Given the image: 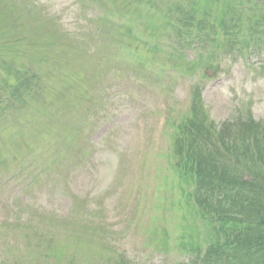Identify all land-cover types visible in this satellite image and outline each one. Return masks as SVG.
Returning a JSON list of instances; mask_svg holds the SVG:
<instances>
[{
	"label": "rangeland",
	"instance_id": "374dc122",
	"mask_svg": "<svg viewBox=\"0 0 264 264\" xmlns=\"http://www.w3.org/2000/svg\"><path fill=\"white\" fill-rule=\"evenodd\" d=\"M18 1L13 26L15 31H21L18 36L23 37L24 46L31 48L37 41L39 45L34 50H55L60 48L62 41L60 22L68 24V28L86 26L83 33L90 31L101 44L111 45L110 58L99 55L100 50L102 53L108 51L107 47H102L92 66L103 72L110 69V74L119 76L124 83L107 90L110 97L102 103L105 109L101 116L97 97L83 102L82 96L75 92L49 88L46 95L50 107L38 104L27 114L19 112L12 119L27 134H30L29 125H36V136L30 139L31 147L0 146V158L6 160V164L0 163V177L11 176V169L15 167L26 171L20 185L3 181L1 194L5 192V197H0V244L10 246L0 249V264H54L53 249H61L63 245L64 258L75 264H120L122 256L133 264H174L177 253H166L165 246L159 248L157 244V254H154L144 240L145 234L138 239L134 236L147 213L139 206L130 208L131 204L145 200L146 192H154V177L146 179V185L140 184L138 179L136 184L128 186L132 177L137 180L146 172L145 165L140 162L141 148L151 152L153 165H158L157 152L162 150L142 137L152 135L154 117L164 109L159 105L158 93H151L153 71L143 70L147 71V77L144 76L147 86H142L137 81L140 66L136 60L129 56L119 57L128 45L138 46L145 52L144 45L138 43L133 32L123 28L126 36L114 46L113 38L120 33V28L112 31L103 27L93 11L95 7L104 9L108 5L103 6L96 0ZM115 1L125 4L131 0ZM47 29L56 34L47 37ZM139 39L145 37L141 35ZM29 60L27 51L20 62ZM221 60L214 79L203 90V100L211 118L223 125L241 116L246 108H251L256 118H264V58H244L233 53ZM119 89L123 93H119ZM166 91L173 101L181 92ZM67 123L70 125L64 127ZM64 136H78L88 144L85 150L89 159L78 170L75 163L72 171V161L60 154L59 146L65 142ZM138 154L139 162L135 161ZM108 155H113L111 160ZM86 159L85 156L84 161ZM32 175L35 182H32ZM32 209L35 210L33 215L29 213ZM54 214L59 219L58 215H69L71 224L58 222L56 216H51ZM108 214L112 218L107 223L115 232L108 228L105 231ZM127 215L134 216L132 225ZM171 224L170 220L169 228ZM156 225H160L159 221ZM4 249L7 255H3ZM178 262L179 259L175 264Z\"/></svg>",
	"mask_w": 264,
	"mask_h": 264
},
{
	"label": "trees",
	"instance_id": "16d2710c",
	"mask_svg": "<svg viewBox=\"0 0 264 264\" xmlns=\"http://www.w3.org/2000/svg\"><path fill=\"white\" fill-rule=\"evenodd\" d=\"M187 6L186 11L179 7L174 10L175 5L172 10L165 7L171 14L189 13L201 28L197 32L202 38L212 35L211 44L217 49L228 42L226 37L233 33L245 14L249 16V31L256 27L257 32L264 34V0H187ZM147 10L156 34L167 22L177 28L175 22L162 14L161 8L152 6V0ZM183 29L188 31V27ZM20 32L6 30L0 18V111L3 112L18 109L13 97L22 101L21 108L25 112L34 109L41 100L38 82L36 84L34 76H30L29 67L20 62L23 54L30 50L22 45ZM196 37L201 38L199 34ZM203 40L204 47L206 40ZM17 49L19 51H15ZM156 50V46L151 48V53L155 54ZM153 54L151 58L141 57L142 66L160 57ZM177 123L174 132L176 162L170 164L172 184L180 188L184 202L191 206V212L184 213L183 218L187 221L189 216L199 215L204 226L201 234L209 243L203 256L202 243L194 238L190 225L188 230L181 231L179 235L192 238L182 242L185 250L195 254L189 256L185 264H264V133L262 137L256 136L259 126L252 117L219 128L198 100ZM29 126L35 136L36 125ZM76 151L82 157L80 145ZM163 216L161 213L160 222ZM161 235L164 238L159 244L168 243L169 232ZM64 253L65 250L60 249L53 252L58 264H68L60 258ZM126 263L130 261L120 262Z\"/></svg>",
	"mask_w": 264,
	"mask_h": 264
}]
</instances>
